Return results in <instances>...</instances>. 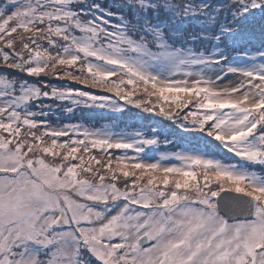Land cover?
Listing matches in <instances>:
<instances>
[{"label": "snow or ice", "instance_id": "6c2138e0", "mask_svg": "<svg viewBox=\"0 0 264 264\" xmlns=\"http://www.w3.org/2000/svg\"><path fill=\"white\" fill-rule=\"evenodd\" d=\"M78 2L0 0V264H264V42L233 40L264 0L218 6L219 53Z\"/></svg>", "mask_w": 264, "mask_h": 264}, {"label": "rangeland", "instance_id": "374dc122", "mask_svg": "<svg viewBox=\"0 0 264 264\" xmlns=\"http://www.w3.org/2000/svg\"><path fill=\"white\" fill-rule=\"evenodd\" d=\"M156 2V0H153ZM217 4V10L219 5H224V16L230 18L231 9L228 6L229 0H215ZM188 0H174L175 6L170 7L165 11L163 8H157L151 10L149 7H141L134 3H130L129 0H84V2H78L77 10L83 9L84 14L95 17L96 15H102L113 25L124 23L127 27L129 34L134 35L136 39L145 38L149 42L150 47H156L160 44L164 46L168 51H183L189 52H213L219 53L225 50L222 41H217L215 36L217 35L218 28L215 20L220 17H213L212 14L203 16V12L199 15H182L183 6ZM194 4V1L191 0ZM200 2L194 5H199ZM93 5H99V8L93 7ZM261 16L257 14L255 16ZM178 17L173 19V17ZM184 16V17H183ZM254 16V17H255ZM253 17V16H252ZM251 17V18H252ZM257 20L253 25L247 23L245 28L237 29L238 35L233 37V40L239 41L242 46H249L250 48H257L264 42V35L261 34V28ZM250 29V30H249ZM244 31L245 38L240 40L239 33ZM231 44V42H230ZM236 54L233 53L229 56L232 59ZM254 56H236V63H240L242 60H252ZM6 70L0 69V74ZM11 72V70H7ZM16 75L15 73H11ZM22 77V74H20ZM227 79V77H225ZM44 104H53V101L44 100ZM47 111V109H45ZM91 111V110H90ZM89 111V112H90ZM54 112L57 115L61 114L60 108H54ZM84 115V114H83ZM53 119L56 117L53 116ZM75 117H63L61 119H74ZM122 120H129V116L121 118ZM157 119L155 117L145 114L142 121L138 122L143 125H147L149 121L152 122V126L156 127ZM132 122V121H130ZM169 128L165 124H160L157 129V134L163 136L168 134Z\"/></svg>", "mask_w": 264, "mask_h": 264}, {"label": "trees", "instance_id": "16d2710c", "mask_svg": "<svg viewBox=\"0 0 264 264\" xmlns=\"http://www.w3.org/2000/svg\"><path fill=\"white\" fill-rule=\"evenodd\" d=\"M192 1H194V4H198L199 2L201 3V4H199V5H197L198 7H203V6H207V9H206V11L205 12H203L204 14H203V16H205V15H207V14H212V12L213 11H216L217 10V4H216V1L215 0H192ZM151 3H153V4H155L156 2H154L153 0H151ZM220 6V5H219ZM150 9L151 10H153V9H155V7H150ZM230 14H231V12H230ZM257 14H260L258 11H253V13L252 14H250L249 16H248V18H247V21H246V24L247 23H249L250 25H251V22H248V21H250V20H252V21H254L253 22V25H256V24H254L257 20H259V19H261V16H255V15H257ZM253 16V17H252ZM255 16V17H254ZM184 17V16H183ZM252 17V18H251ZM245 28V27H244ZM16 75H18V74H16ZM20 75V74H19ZM86 111H90V110H86ZM84 113H82V112H78L76 115L77 116H80V115H83Z\"/></svg>", "mask_w": 264, "mask_h": 264}]
</instances>
